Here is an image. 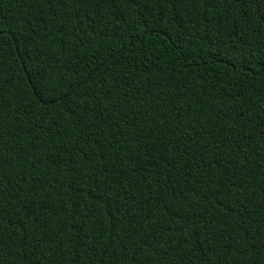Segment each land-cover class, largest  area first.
<instances>
[{
  "label": "trees",
  "instance_id": "obj_1",
  "mask_svg": "<svg viewBox=\"0 0 264 264\" xmlns=\"http://www.w3.org/2000/svg\"><path fill=\"white\" fill-rule=\"evenodd\" d=\"M0 264H264V0H0Z\"/></svg>",
  "mask_w": 264,
  "mask_h": 264
}]
</instances>
